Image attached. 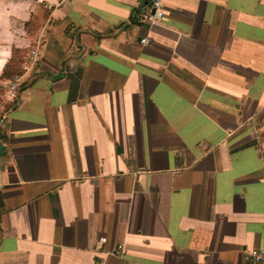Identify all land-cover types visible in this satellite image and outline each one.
<instances>
[{"label": "crops", "instance_id": "obj_1", "mask_svg": "<svg viewBox=\"0 0 264 264\" xmlns=\"http://www.w3.org/2000/svg\"><path fill=\"white\" fill-rule=\"evenodd\" d=\"M150 2L0 0V86L39 52L0 106V264L264 250V0Z\"/></svg>", "mask_w": 264, "mask_h": 264}, {"label": "built area", "instance_id": "obj_2", "mask_svg": "<svg viewBox=\"0 0 264 264\" xmlns=\"http://www.w3.org/2000/svg\"><path fill=\"white\" fill-rule=\"evenodd\" d=\"M165 17V9L163 6V0H151L150 3L143 6L139 13V20L142 23L148 25H154L160 23ZM142 45H150L151 41L149 38H144L141 40ZM39 61L38 50H32L27 64L24 67L25 73L20 76L15 77L7 81L5 84L7 88V99L14 101L18 99V94L25 83L24 78L33 67L37 65ZM119 252H117L118 254ZM245 259L254 264H264V250L254 249L246 253Z\"/></svg>", "mask_w": 264, "mask_h": 264}, {"label": "trees", "instance_id": "obj_3", "mask_svg": "<svg viewBox=\"0 0 264 264\" xmlns=\"http://www.w3.org/2000/svg\"><path fill=\"white\" fill-rule=\"evenodd\" d=\"M26 26H28V23ZM40 29H41V25L39 24L36 26V24H35L33 28L28 30V33L31 37H36L38 35ZM30 51H24V52L18 53V52H16V49H14L12 59L9 61L6 68L4 69V72L1 76V79H5L7 82L11 79H14L16 76L22 75L24 73V67L28 62ZM17 55L19 56L18 59L16 57ZM5 85L6 84H2L0 86V91H3V92L5 91V93L7 94V88ZM16 103H17V99L14 100L11 105L13 106ZM7 107H9V106H7Z\"/></svg>", "mask_w": 264, "mask_h": 264}, {"label": "rangeland", "instance_id": "obj_4", "mask_svg": "<svg viewBox=\"0 0 264 264\" xmlns=\"http://www.w3.org/2000/svg\"><path fill=\"white\" fill-rule=\"evenodd\" d=\"M17 57V59L19 58V56L17 55L16 56ZM5 90V89H4ZM6 93H5V91L3 92V91H0V106L2 105L3 106V108H4V106L6 105V103H7V101H6ZM4 109H1V107H0V113H1V111H3Z\"/></svg>", "mask_w": 264, "mask_h": 264}, {"label": "water", "instance_id": "obj_5", "mask_svg": "<svg viewBox=\"0 0 264 264\" xmlns=\"http://www.w3.org/2000/svg\"><path fill=\"white\" fill-rule=\"evenodd\" d=\"M3 146V145H2ZM1 145H0V147H2Z\"/></svg>", "mask_w": 264, "mask_h": 264}]
</instances>
